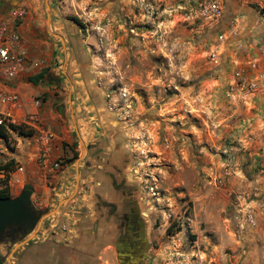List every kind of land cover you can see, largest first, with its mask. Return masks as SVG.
<instances>
[{"label": "rangeland", "instance_id": "obj_1", "mask_svg": "<svg viewBox=\"0 0 264 264\" xmlns=\"http://www.w3.org/2000/svg\"><path fill=\"white\" fill-rule=\"evenodd\" d=\"M199 1H39L43 25H63L50 31L77 106L69 160L79 173L86 142L107 147L97 175L139 206L141 264H264V88L238 82L248 61L224 54L223 13L205 19ZM23 239L0 236L2 264Z\"/></svg>", "mask_w": 264, "mask_h": 264}, {"label": "crops", "instance_id": "obj_2", "mask_svg": "<svg viewBox=\"0 0 264 264\" xmlns=\"http://www.w3.org/2000/svg\"><path fill=\"white\" fill-rule=\"evenodd\" d=\"M39 1L17 0L11 6L3 0L0 4V21L9 20L17 4L27 7L17 28L21 45L31 59L41 63L40 68L17 79H0L3 92L19 96L15 104H0L4 123L23 126L30 115L36 117L28 128L32 131L31 136H18L12 132L14 139L11 136L7 142L0 139V165L9 163V169L0 171V182L4 177L8 178L6 185L11 197L19 195L24 186L29 185L35 210H57L43 220L34 238L20 248L14 264H116L115 257L118 264H125L123 258H131L129 252L133 250L119 244L120 253H116L115 216L102 204L119 208L120 195L115 190L117 177L106 171H102L100 177L97 175L99 169H106L107 147L101 142L95 147L86 142L79 173L75 162L71 164L69 160L71 151L77 150L73 148L74 134L70 126V118L76 113L77 106L71 87L66 85L68 71L58 69L56 35L50 31L63 28V25L51 20L44 26ZM221 1L224 12L217 27L225 42L223 52L235 62L249 61L256 56V43L264 38V24L259 12L244 0ZM66 61L64 54V63ZM36 77L35 82L30 80ZM35 99L41 101L39 106H35ZM45 131L51 133L52 138L42 142L40 134ZM44 151L47 158L42 165L39 159ZM56 161H59V168L52 167ZM2 187L0 183V189Z\"/></svg>", "mask_w": 264, "mask_h": 264}, {"label": "built area", "instance_id": "obj_3", "mask_svg": "<svg viewBox=\"0 0 264 264\" xmlns=\"http://www.w3.org/2000/svg\"><path fill=\"white\" fill-rule=\"evenodd\" d=\"M199 15L205 19L213 20L219 19L224 11V3L221 0H200L198 2ZM26 14V7H16L9 18V20L0 21V79L11 81L17 79L19 76L26 72L36 70L41 67V63L37 60L31 59L21 45V36L18 32V26L21 24L23 16ZM261 21L264 24V6L259 14ZM220 36V40H222ZM256 56L250 59L248 69L245 71L243 68L237 69L236 77L241 85H246L248 88L255 90L264 88V38L255 45ZM19 101L17 94H7L0 88V104L9 103L15 104ZM35 106H39L41 101L35 99ZM4 113L0 112V124L5 121ZM36 121L35 115H30L23 122L24 128H29L31 123ZM22 126V125H21ZM40 140L46 142L52 138V134L45 131L40 134ZM46 152H42L40 156V163H46ZM59 161L52 164L53 168H59ZM21 171L22 168L18 167ZM65 229V227H62Z\"/></svg>", "mask_w": 264, "mask_h": 264}, {"label": "flooded vegetation", "instance_id": "obj_4", "mask_svg": "<svg viewBox=\"0 0 264 264\" xmlns=\"http://www.w3.org/2000/svg\"><path fill=\"white\" fill-rule=\"evenodd\" d=\"M121 186V185H120ZM120 187L115 186L116 192L120 195L118 197L119 208L106 205L109 214L115 216L116 229L118 231L116 238V253L118 251V245L124 244L125 247H130L133 251H130V257L123 258L125 264H141L143 262V255L148 249L144 221L141 216L139 206L135 201H130V193L127 194L119 190ZM119 191H122L119 192ZM122 251V250H121Z\"/></svg>", "mask_w": 264, "mask_h": 264}, {"label": "water", "instance_id": "obj_5", "mask_svg": "<svg viewBox=\"0 0 264 264\" xmlns=\"http://www.w3.org/2000/svg\"><path fill=\"white\" fill-rule=\"evenodd\" d=\"M6 1L11 6L17 2V0ZM31 195V190L23 189L15 197L0 198V236L10 228L20 229L24 239L19 244L27 243L38 233L43 220L57 212V210L51 212L35 210L31 204ZM63 202L59 204V207Z\"/></svg>", "mask_w": 264, "mask_h": 264}, {"label": "trees", "instance_id": "obj_6", "mask_svg": "<svg viewBox=\"0 0 264 264\" xmlns=\"http://www.w3.org/2000/svg\"><path fill=\"white\" fill-rule=\"evenodd\" d=\"M32 82H35L37 80L36 78L30 79ZM11 132L15 133L18 136H31L32 131L31 130H25L23 126L13 125V124H0V139L7 142L8 138L10 137ZM9 163L7 165H0V171L9 169ZM6 180L1 181V185L3 186L2 189H0V198H10V194L8 192V186L6 185ZM0 264H2V260L0 257Z\"/></svg>", "mask_w": 264, "mask_h": 264}]
</instances>
